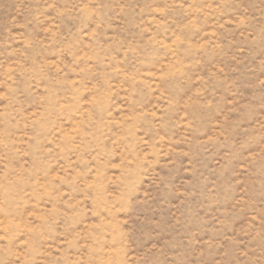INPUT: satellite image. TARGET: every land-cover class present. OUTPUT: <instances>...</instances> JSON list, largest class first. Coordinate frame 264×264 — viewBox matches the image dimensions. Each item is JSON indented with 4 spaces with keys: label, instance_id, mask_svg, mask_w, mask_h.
Here are the masks:
<instances>
[{
    "label": "rangeland",
    "instance_id": "rangeland-1",
    "mask_svg": "<svg viewBox=\"0 0 264 264\" xmlns=\"http://www.w3.org/2000/svg\"><path fill=\"white\" fill-rule=\"evenodd\" d=\"M0 264H264V0H0Z\"/></svg>",
    "mask_w": 264,
    "mask_h": 264
}]
</instances>
